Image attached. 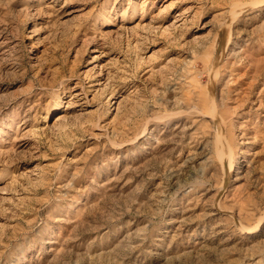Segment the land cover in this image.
I'll list each match as a JSON object with an SVG mask.
<instances>
[{
  "label": "rangeland",
  "instance_id": "1",
  "mask_svg": "<svg viewBox=\"0 0 264 264\" xmlns=\"http://www.w3.org/2000/svg\"><path fill=\"white\" fill-rule=\"evenodd\" d=\"M0 264H264V0H0Z\"/></svg>",
  "mask_w": 264,
  "mask_h": 264
},
{
  "label": "bare ground",
  "instance_id": "2",
  "mask_svg": "<svg viewBox=\"0 0 264 264\" xmlns=\"http://www.w3.org/2000/svg\"><path fill=\"white\" fill-rule=\"evenodd\" d=\"M262 1V0H261ZM257 2H259V1H257ZM228 156H230V155H228ZM229 159V158H228ZM228 159H227V161H228ZM221 161H222V163H224L225 162V160H224V158H221ZM227 163V162H226ZM228 168H229V173H230V171L232 170V168H233V160L232 159H230V161H228Z\"/></svg>",
  "mask_w": 264,
  "mask_h": 264
}]
</instances>
